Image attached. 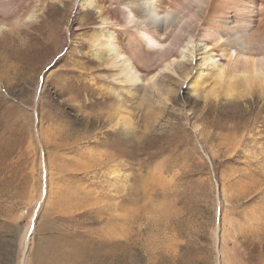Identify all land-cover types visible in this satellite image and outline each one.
<instances>
[{
  "label": "rangeland",
  "instance_id": "obj_1",
  "mask_svg": "<svg viewBox=\"0 0 264 264\" xmlns=\"http://www.w3.org/2000/svg\"><path fill=\"white\" fill-rule=\"evenodd\" d=\"M49 4L0 33V264H264L263 93L252 121L225 84L205 101L212 79L196 96L168 72L146 102L89 61L97 9ZM119 91L133 127L112 128Z\"/></svg>",
  "mask_w": 264,
  "mask_h": 264
},
{
  "label": "bare ground",
  "instance_id": "obj_2",
  "mask_svg": "<svg viewBox=\"0 0 264 264\" xmlns=\"http://www.w3.org/2000/svg\"><path fill=\"white\" fill-rule=\"evenodd\" d=\"M64 1L0 0V33L15 28L25 19L37 20L49 2ZM86 5L96 8L100 18L98 28L85 40L90 47L89 61L103 66V74L115 85L128 86V93L139 87L145 89L147 102L149 95L156 96L161 91L160 79L168 72L182 82L190 80V90L196 96L212 79V86H205V101L215 98L217 90L225 84V95L238 92L241 100H247L246 108L251 106L248 118L254 114L251 120H258L262 108L252 104V97L264 95V0H86ZM154 43L163 47H155ZM194 54H199L202 60L190 74L183 70L186 64L181 57L193 58ZM177 65L183 69L179 71ZM122 97L119 91L114 113L117 122L112 128L124 123L131 126L133 122ZM217 109L211 105L207 114ZM107 112L108 109L94 115ZM111 116L106 118L112 123ZM248 118L236 120L228 128L237 133L247 126V121L252 122ZM206 122L212 126L220 124L216 118ZM261 125L264 126V121ZM257 147L261 149L262 145Z\"/></svg>",
  "mask_w": 264,
  "mask_h": 264
}]
</instances>
